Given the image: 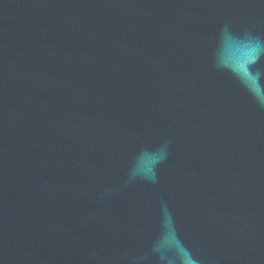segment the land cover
<instances>
[{"label": "water", "instance_id": "95a60500", "mask_svg": "<svg viewBox=\"0 0 264 264\" xmlns=\"http://www.w3.org/2000/svg\"><path fill=\"white\" fill-rule=\"evenodd\" d=\"M0 264H264V0H0Z\"/></svg>", "mask_w": 264, "mask_h": 264}]
</instances>
